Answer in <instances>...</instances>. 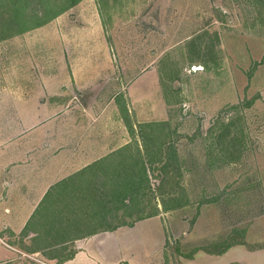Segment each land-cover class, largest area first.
Returning a JSON list of instances; mask_svg holds the SVG:
<instances>
[{"label": "rangeland", "instance_id": "1", "mask_svg": "<svg viewBox=\"0 0 264 264\" xmlns=\"http://www.w3.org/2000/svg\"><path fill=\"white\" fill-rule=\"evenodd\" d=\"M36 1L28 3V13ZM62 1L52 0L51 7ZM104 10L96 0H82L44 26L0 41V93L22 81L19 75L31 68L36 80L46 74L44 68L50 76L65 67L79 68V87L93 76L94 84L99 81L100 110L119 118L118 102L131 104V146L108 158L110 167L86 174L79 190L68 188L67 195H59L51 203L50 225L39 230H66L73 221L66 218L74 213L82 226L70 238L85 236L157 209L158 219L117 235L120 254L133 264H157L161 257L164 264H264V249L249 251L241 245L221 256L198 252L193 260H183L199 249L217 252L238 242L264 248V0H109ZM1 120L7 128V118ZM148 123L156 131L152 149L165 142L177 154L180 171L168 175L163 191L172 192L182 205L163 210L157 190L163 177L160 162L154 171L146 163L148 194L126 200L127 205L117 202L120 209L107 213L91 192L83 196L85 189L94 181L107 189L113 169L133 165L136 147L145 152L139 124ZM226 125L237 160L218 153L215 141ZM143 158L149 155L143 153ZM74 194L83 200L74 202ZM56 214L62 217L61 227H54ZM70 238L64 239L67 249L43 252L67 256L74 249ZM14 241L26 250L33 247L22 235ZM37 258L0 243V264H45Z\"/></svg>", "mask_w": 264, "mask_h": 264}, {"label": "crops", "instance_id": "2", "mask_svg": "<svg viewBox=\"0 0 264 264\" xmlns=\"http://www.w3.org/2000/svg\"><path fill=\"white\" fill-rule=\"evenodd\" d=\"M76 69L65 67L50 76L44 68L46 74L36 80L33 74H37L31 68L19 75L22 81L11 82L5 93H0V243L14 253L25 255V248L14 241L22 235L31 240L33 247L29 249L37 251L28 255L39 256L37 259H44L45 264H57V259L43 255V251L57 247L67 249L69 243L65 240L69 241L70 234L77 232L81 224V217L72 213L73 217L66 218L73 220L66 230H39L50 225L47 219L51 220V203L59 195H67L68 188L76 191L85 179L83 171L93 176L104 159L130 147L133 136L132 131L121 124H125L121 115L115 118L114 114L106 113V108L99 109L100 87L99 81L94 84L96 76L79 87L76 83L79 68ZM118 104L121 110L126 103L119 101ZM129 104L125 106L130 113ZM2 116L9 121L7 128L1 122ZM73 198L74 202L78 201L76 194ZM75 211L78 210L71 212ZM157 216L106 232L71 235L74 254L60 264H133L120 254L121 242L117 235L122 230L158 219ZM54 218L57 223L54 227H61L62 217L56 214ZM50 237L54 242L49 245ZM239 245L249 251L264 249L236 244L220 254L199 250L183 260H193L198 252L221 256ZM157 264H164L162 257Z\"/></svg>", "mask_w": 264, "mask_h": 264}, {"label": "trees", "instance_id": "3", "mask_svg": "<svg viewBox=\"0 0 264 264\" xmlns=\"http://www.w3.org/2000/svg\"><path fill=\"white\" fill-rule=\"evenodd\" d=\"M82 0H63L62 3L58 4L55 3L54 8L51 7L52 0H37L35 3V8L32 9L30 13L26 11L29 4L32 2V0H0V41H4L6 39H9L11 37H15L18 35L25 34L26 32H30L31 30H34L36 28H39L41 26H44L45 24L49 23L68 9L76 6L78 3H80ZM99 8L101 9V12H105V7L108 6L109 0H96ZM29 3V4H28ZM28 5V6H27ZM121 115L125 121V124L129 130L133 133V124L130 122L129 116H128V110L124 107L121 108ZM139 131H140V137L143 141V152L140 147H136V151L138 156H135L132 158L133 165L129 166V163H127L125 166H123L121 169H119V172L117 169H113L112 174L110 175V185L109 188L105 189L103 182H99V185L97 187L98 181L93 182L92 185L88 186L85 190V193L83 196H86L87 194H90L91 192V198L94 202L99 205L102 209H106V212L108 213L109 210H117L120 209L119 206L116 205L117 202H120L123 205L127 203L125 202L128 200L130 203L133 200H136L138 196L145 197L149 192L150 185H149V177L147 175V167L146 163H149V168L154 171V166L160 162V171L163 173V177L160 180V183L157 185V190L159 191L158 196L161 197V204L164 206V211H170L175 208H178L182 205L181 202H179L175 197H172V192H165L163 191V185L167 182L168 175L169 174H176V172L180 171V166L178 164L177 154L172 149V145H167V143L162 142L159 144V146L153 150L152 149V143L155 142V125L144 124L142 125L144 128H147L145 131L144 128H142L141 124H139ZM165 125V123H163ZM144 130V131H143ZM149 132V133H148ZM230 136V125H226L219 129V134L216 138V144H219L218 153L220 156L227 154H232V157L229 159L237 160L239 157V153L237 151L235 156H233V150L232 149L234 144V138L228 139ZM227 137L228 141L225 138ZM149 144V145H148ZM154 146V145H153ZM150 147V150L147 148ZM167 149V150H166ZM144 155L147 153L149 155V159L144 161L143 158ZM130 154V152H129ZM228 158V157H227ZM108 159V158H107ZM107 159H104L101 164H98L99 166L96 169L105 170V167H110L111 162H106ZM106 165V166H104ZM114 167V166H113ZM112 167V168H113ZM95 169V170H96ZM111 169V168H110ZM94 170V171H95ZM123 170V171H122ZM123 172V173H121ZM83 177H86V174L88 172L83 171ZM95 175V172L93 173ZM98 177V176H97ZM84 180V179H82ZM110 181V180H109ZM96 187V189H95ZM79 190V189H78ZM161 190V191H160ZM171 195V197H170ZM166 197H169L168 199H164ZM113 197V199H111ZM84 198V197H83ZM173 201L176 202V207H171L166 205L165 201ZM113 204V205H112ZM108 205H111V207H107ZM116 205V206H115ZM144 210L140 211L141 214L136 217L135 220H133L132 223L129 224H123V225H132L135 221L142 220L145 218H149L152 216H155L158 214V210H153L151 213H143ZM97 216V213L95 214ZM102 215V219H104ZM80 222V221H79ZM81 223V222H80ZM81 224H78V228ZM119 225V226H123ZM82 226V225H81ZM118 225H111L107 226V230H114ZM94 232V231H93ZM237 244H243L242 242H238ZM236 245V244H235ZM230 244H226L224 248L217 252H208V253H217L220 254L224 252L226 249H228ZM263 248V247H260ZM201 250V249H199ZM198 250V251H199ZM24 252L33 253L37 251H32L30 249H24ZM197 252V251H195ZM194 252V253H195ZM43 255H46V253H42ZM74 252L72 251L67 256L58 257L56 255H46L47 257H50L51 259H57V264L62 263L63 261L71 258L73 256ZM192 254L185 255V257H191Z\"/></svg>", "mask_w": 264, "mask_h": 264}]
</instances>
